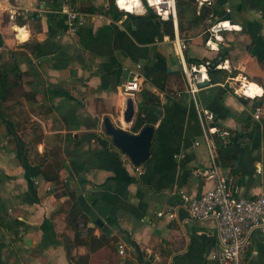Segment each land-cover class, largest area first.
Masks as SVG:
<instances>
[{
  "label": "crops",
  "instance_id": "obj_1",
  "mask_svg": "<svg viewBox=\"0 0 264 264\" xmlns=\"http://www.w3.org/2000/svg\"><path fill=\"white\" fill-rule=\"evenodd\" d=\"M138 1L139 12L118 14L114 1L109 11L110 0H75L84 21L70 34L62 0H0V66L16 58L21 72L18 92L0 102V264H210L213 218L192 220L181 207L173 219L156 215L213 181L201 175L210 158L175 42L160 21L167 19L148 17ZM209 5L223 15L229 9L237 28L222 31L211 49L206 21L191 27L184 19L174 36L187 41V65H220L197 93L199 106L214 114V140L226 137L223 146L215 141L218 167L240 195L264 194V0ZM135 74L139 90L124 93ZM244 78L263 90L257 120L251 99L234 92ZM146 91L157 100L149 102ZM129 96L136 112L125 124ZM104 117L133 133L153 125L141 165L112 144ZM56 154L58 179L45 180L41 161L57 162ZM68 189L90 220L77 230L68 221ZM102 237L110 241L99 245ZM251 240L242 264H264V236L253 231Z\"/></svg>",
  "mask_w": 264,
  "mask_h": 264
},
{
  "label": "built area",
  "instance_id": "obj_2",
  "mask_svg": "<svg viewBox=\"0 0 264 264\" xmlns=\"http://www.w3.org/2000/svg\"><path fill=\"white\" fill-rule=\"evenodd\" d=\"M119 0H114V4L119 11H126L120 8ZM145 6L150 7L159 18L171 19L174 29L177 27L176 0H140ZM201 5L203 3L211 4L214 0H196ZM61 12L65 16V23L70 34L77 32L83 24V17L78 11L75 0H62ZM230 10H226V14ZM225 14V15H226ZM11 20L14 14L9 17ZM225 22L233 23L228 17L210 16L206 19V32L208 37L205 45L212 47L215 40L218 39L222 31L231 30V27L224 26ZM173 41L176 45V51L180 58L183 72L186 78V92L188 93L195 107L197 117L200 123L202 138L210 158V166L201 172L206 179L213 181V186L198 196H192L187 193L180 195V201L175 205H170L164 210L156 213L159 217L173 219L176 217L177 208L185 210L187 216L192 220H201L213 218L216 221L217 245L208 253V259L213 264H242L243 258L251 248V234L258 231L264 236V194L246 197L240 195L236 187L230 184L231 177L224 174L218 167L215 160V140L212 134L219 130L214 126V114L202 109L197 101V93L202 88L200 84L208 79V68L211 66L209 61L187 65L184 59V50L187 47V41L175 34ZM214 68H219V64L213 63ZM251 82L240 80L238 89L234 92L242 97H249L252 101V117L257 120L262 111V102L260 98L263 95H248L245 93L244 86L248 87ZM140 88L139 75L135 74L133 78L121 86V90L126 94H132ZM262 89V88H261ZM239 91V92H238ZM196 145L199 142H195ZM252 252V251H250ZM119 253H123V248L119 246Z\"/></svg>",
  "mask_w": 264,
  "mask_h": 264
},
{
  "label": "trees",
  "instance_id": "obj_3",
  "mask_svg": "<svg viewBox=\"0 0 264 264\" xmlns=\"http://www.w3.org/2000/svg\"><path fill=\"white\" fill-rule=\"evenodd\" d=\"M113 1L110 0V7L109 11L112 10ZM147 7V16L150 18H159L156 13L148 6ZM176 10H177V26L179 32H182L184 28L183 20L186 19V21L189 23V26L195 27L198 25H203V23L206 21V19L210 16H217L219 17H226V15L220 14V11L216 8L215 5H209L207 3H203L199 8L196 7L193 0H177L176 2ZM118 14L124 13L122 11H117ZM126 13V12H125ZM130 14V13H127ZM132 15V14H130ZM160 19V18H159ZM162 22L163 30L166 35L169 36V38H174V29H173V22L169 18L167 20H160ZM37 48V45L35 49ZM188 61V60H187ZM205 62V60L197 61V63ZM212 70V66L208 68V73H210ZM21 79V72L19 69L18 59H11L8 62H3V65L0 66V102H4L5 100L10 99L15 95V93L18 92V88L20 87L19 80ZM147 95H149V102H154L157 99L155 96L151 95L149 92H147ZM146 124H148L146 122ZM216 144H221L222 146L225 144L226 137H218L215 136ZM220 149V152L222 151V147ZM222 153V152H221ZM57 162L53 161L52 164H48L47 166L43 165L44 161H41V165L43 166L41 168V175L45 180L48 181H57L58 179V172H59V157L58 154L54 155ZM230 184L232 183V178L230 179ZM68 195L70 198H72L73 202L69 209V223L72 224V227L77 230V225L79 222H82L84 225L86 222L90 221L89 216L81 209V207L78 204V201L76 200L75 194L73 192H70V189H68ZM180 200L175 201V203H178ZM99 245L107 244L110 239H106L104 237L98 239ZM94 250V249H93ZM67 257L69 260H75L78 261V258L72 257L70 255V252L67 248ZM88 255L85 256V259H87ZM83 258V257H82ZM245 258V257H244ZM243 258V260H244ZM210 264H213L212 261H210Z\"/></svg>",
  "mask_w": 264,
  "mask_h": 264
},
{
  "label": "water",
  "instance_id": "obj_4",
  "mask_svg": "<svg viewBox=\"0 0 264 264\" xmlns=\"http://www.w3.org/2000/svg\"><path fill=\"white\" fill-rule=\"evenodd\" d=\"M1 45L2 41L0 38ZM206 85H208L207 81L200 84V87ZM151 107L157 114L161 113L157 106ZM135 112L133 100L129 96L123 112V121L125 124L134 122ZM102 125L104 133L111 138L112 144L125 154L134 166L141 165L149 157V149L154 134L152 124H145L137 133L130 132L127 129L115 125L108 117L103 118ZM241 145L243 146L242 143ZM227 148L232 150V147H225L224 151ZM237 151L241 152V149L238 148ZM235 164H237V161H235ZM95 223L99 226L102 225L99 219H96Z\"/></svg>",
  "mask_w": 264,
  "mask_h": 264
},
{
  "label": "bare ground",
  "instance_id": "obj_5",
  "mask_svg": "<svg viewBox=\"0 0 264 264\" xmlns=\"http://www.w3.org/2000/svg\"><path fill=\"white\" fill-rule=\"evenodd\" d=\"M121 1L122 0H119L118 1V3H119V6H120V8H122L121 7ZM139 5H140V3H139V1L138 0H124L123 2H122V6H123V8H125V9H130V8H137V11L136 12H139ZM141 6V5H140ZM122 8V9H123ZM224 26H226V27H231V29H233V28H237V26H232V25H230V23L229 22H225L224 23ZM18 35H19V33H18ZM18 37V36H17ZM244 89H245V93L246 94H248V95H251V96H253V95H256V93H261L262 91V89H261V87L258 85V84H256V83H253V82H251L249 85H248V87H246V86H244L243 87ZM261 89V90H260Z\"/></svg>",
  "mask_w": 264,
  "mask_h": 264
},
{
  "label": "rangeland",
  "instance_id": "obj_6",
  "mask_svg": "<svg viewBox=\"0 0 264 264\" xmlns=\"http://www.w3.org/2000/svg\"><path fill=\"white\" fill-rule=\"evenodd\" d=\"M194 1V3H195V5H196V7L198 8V7H200L201 6V4L198 2V1H196V0H193ZM176 2H177V0H176ZM143 6H145V4H144V2H142L141 3ZM117 9V8H116ZM161 19V18H160ZM162 20V19H161ZM204 24V26H205V22L203 23Z\"/></svg>",
  "mask_w": 264,
  "mask_h": 264
}]
</instances>
